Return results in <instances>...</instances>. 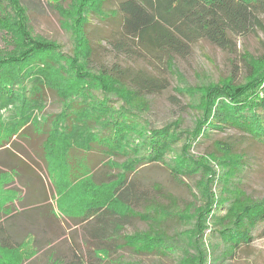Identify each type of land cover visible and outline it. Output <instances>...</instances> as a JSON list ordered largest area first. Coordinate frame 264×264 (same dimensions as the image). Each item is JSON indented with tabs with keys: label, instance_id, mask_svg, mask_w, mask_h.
<instances>
[{
	"label": "trees",
	"instance_id": "16d2710c",
	"mask_svg": "<svg viewBox=\"0 0 264 264\" xmlns=\"http://www.w3.org/2000/svg\"><path fill=\"white\" fill-rule=\"evenodd\" d=\"M7 1L21 10L18 0ZM2 2L0 29H5L6 36L9 33L18 38V49L0 52V101L13 97L18 91L14 85L18 84L23 102H29L34 98L24 81L30 72L27 68L31 64L44 68L46 56L61 52L55 41L34 38L26 32L21 16L15 19L9 15ZM107 2L74 0L77 19L71 29L75 48L67 59L82 84L61 113L70 121L77 113L75 120L86 127L94 122L95 130L88 132L94 134L91 141L95 142L86 143L90 149L85 154L94 149L106 161L95 171L86 164L89 180L96 186H107L125 209L93 203L78 214L59 215L43 189L26 192L17 207L0 213V248L17 249L26 235L32 236L35 253L48 251L51 239L64 234L70 241L66 251L47 254L43 264H141L137 259L112 257L118 250L174 257L175 264H225L242 245L254 239L255 230L264 237V195L253 197L242 188L246 162L231 142L218 140L214 144V165L204 156L193 155L191 148L210 129L225 128L239 130L248 139L264 144V66L257 71L253 58L244 53L243 82L229 75L198 88L181 83L184 80L175 61L187 56L199 40L231 49L238 36L257 30L264 33L260 18L264 0H118L115 8L106 11ZM90 14H102L103 20L116 22V36L109 40L112 49L126 58L141 59L156 71L117 61L94 66L95 50L86 30ZM167 74L176 79L178 92L189 97L186 107L198 113L191 126H183L182 119L177 118L153 128L144 119L151 96L169 86ZM28 81L34 84L35 80ZM48 90L59 98L62 95L57 86ZM91 96L96 100L89 106ZM5 136L10 137L2 136L0 146L8 143ZM118 156L124 159L119 162L115 159ZM112 162L120 165L114 167ZM146 163H162L172 178L188 189L182 176L202 170V181L197 185L204 203L195 215L188 216L191 206L185 203L178 207L161 185L152 183L146 188V180L137 171ZM215 179L221 186L218 193L212 189ZM132 220L144 222L145 228L126 232L124 226ZM71 222L79 227L80 242H71L65 232ZM21 230H25L23 237L19 235ZM207 230L212 231L214 239L207 236ZM45 234L50 235L46 241Z\"/></svg>",
	"mask_w": 264,
	"mask_h": 264
},
{
	"label": "rangeland",
	"instance_id": "374dc122",
	"mask_svg": "<svg viewBox=\"0 0 264 264\" xmlns=\"http://www.w3.org/2000/svg\"><path fill=\"white\" fill-rule=\"evenodd\" d=\"M118 0H109L105 9L109 11L117 6ZM19 6L13 7L9 1L3 0L6 11L14 18L21 16V26L34 38H46L59 45V52L46 56L44 68L31 64L27 68L29 76L25 85L28 86L33 100L23 102L20 86L14 85L13 97L0 101V144L2 136L10 137L8 143L0 146V213L17 207L20 198L26 192L34 193L43 189L49 196L55 213L59 215L78 214L82 209L93 203H105L116 210H124L125 206L117 202L110 194L107 186H96L89 180L87 166L93 171L106 161L103 156L95 151L85 154L86 143L94 137V122L86 127L80 120H75V115L70 121L69 116L63 112L66 101L76 93L81 82L75 78V68L71 66L68 55L74 54V41L72 26L77 19L74 0H18ZM264 24V14L260 15ZM16 19V18H15ZM0 20V25L2 24ZM12 27V26H11ZM87 34L95 50L93 57L94 66H106L113 62L122 65L129 64L133 67H142L156 71L137 58H126L111 48L109 40L116 36L117 24L113 19H104L102 14H90L86 25ZM15 36L0 29V52H14L18 49ZM231 49L220 48L206 40H199L191 46L190 53L185 57H177L175 64L182 73L183 84L200 88L204 83H216L221 78L231 75L235 81L243 82L246 74L242 56L247 53L252 57L257 71L264 66V33L257 30L245 36H238ZM157 66L163 68L157 62ZM77 69V67H76ZM59 71V73H58ZM162 74H166L162 72ZM169 78V86L161 93L151 96V106L144 115L146 123L153 128H160L164 124L181 118L183 126H191L197 112L186 107L188 96L181 94L176 89L178 85L174 77ZM33 78V82H29ZM39 79V81H36ZM49 86H57L62 92L61 97L48 90ZM27 92V91H26ZM97 95L98 93H94ZM63 100V101H62ZM89 106L96 99L89 97ZM62 101V102H61ZM65 101V102H64ZM90 130V132H88ZM231 142L235 151L243 155L246 165L241 174L242 188L253 197L260 198L264 195V144L257 143L233 128L210 129L209 134L201 137L191 148V153L197 157L204 156L212 165L216 163V154H213L217 141ZM45 142V143H44ZM215 144V145H214ZM122 161L124 157H115ZM87 164V166H86ZM114 167L118 162H112ZM216 167V166H214ZM138 175L146 180V188L152 183L161 185L166 192L172 194L174 202L181 207L185 203L191 207L188 216L198 210L204 203L199 190L201 176L199 171L183 175V179L190 189L184 184L176 182L169 170L162 163H146L137 167ZM214 192H219L220 182L215 179ZM29 185V186H27ZM27 186V187H26ZM29 188V189H28ZM165 202V200H162ZM140 209V208H138ZM194 214V215H195ZM180 226V224H179ZM68 227V228H67ZM65 232L70 238L80 242L82 237L78 226L69 223ZM145 228V223L132 220L124 226L126 232ZM171 228V227H170ZM36 229H32L35 231ZM25 230L19 235L23 237ZM212 231H206L209 238L214 239ZM52 238V248L47 251L35 253L32 245V236H24L25 240L17 249L0 248V264H43L47 261V254L53 256L55 252H64L70 241L64 234ZM45 241L50 235L45 234ZM41 238V237H40ZM43 241V243L45 242ZM81 246V245H80ZM44 247V246H43ZM81 249V248H80ZM64 250V251H63ZM120 256L122 260L137 259L141 264H175L174 257H166L156 253L133 255L129 252L118 250L112 257ZM225 264H264V237L257 230L254 239L247 245H242L234 256L225 261Z\"/></svg>",
	"mask_w": 264,
	"mask_h": 264
}]
</instances>
